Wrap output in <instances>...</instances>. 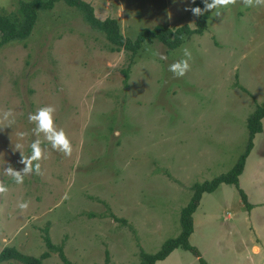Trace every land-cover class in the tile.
Instances as JSON below:
<instances>
[{
	"label": "rangeland",
	"instance_id": "374dc122",
	"mask_svg": "<svg viewBox=\"0 0 264 264\" xmlns=\"http://www.w3.org/2000/svg\"><path fill=\"white\" fill-rule=\"evenodd\" d=\"M21 1L29 0H0V12H16ZM84 1L100 19H118L131 39L158 25L195 28L185 11L191 0ZM113 47L58 2L39 13L27 40L0 48V113L14 114L10 126L0 124V180L9 188L0 198V254L48 252L44 264H64L47 248L49 235L74 264H104L107 253L110 264H140L141 252L155 254L181 233L192 187L229 172L246 151L248 119L264 105V7L237 0L220 16L213 10L207 31L175 50L158 41L136 56ZM184 48L190 70L177 78L168 68ZM44 106L55 107L73 152L53 150L41 134L42 175L18 185L3 169L24 167L20 152L30 155L37 138L28 115ZM262 123L239 180L251 210L236 186L222 184L193 216L190 243L208 264H264ZM20 201L30 202L26 211ZM157 264L201 263L179 248Z\"/></svg>",
	"mask_w": 264,
	"mask_h": 264
},
{
	"label": "trees",
	"instance_id": "16d2710c",
	"mask_svg": "<svg viewBox=\"0 0 264 264\" xmlns=\"http://www.w3.org/2000/svg\"><path fill=\"white\" fill-rule=\"evenodd\" d=\"M58 2H64L66 5L77 9L92 29L105 35L108 42L114 46L113 51L125 50L130 52L132 56H136L145 44L154 41H158L165 47L175 50L193 35H203L208 29V20L210 18V12H205L200 17L194 16L195 28L184 25L174 29L164 25H158L153 29L146 28L141 30L135 39H131L123 35L118 19L111 17L100 19L96 15L95 8L84 0L21 1L16 12L9 14L0 12V48L12 42L27 40L38 22L39 13L54 9ZM192 7H200L203 9L204 4L202 0H195ZM180 37H183V39ZM126 76H128L127 73ZM126 80H128V77H126ZM263 120L264 105H260L248 119V146L246 151L239 157L235 166L229 172L214 178L212 181L195 184L192 187L193 196L188 205L181 210L180 214L181 233L177 237L167 240L155 254L141 252L140 264H157L160 261L166 260L179 248L191 252L199 259L201 264H208L202 257L200 251L190 243V237L194 233L193 216L200 206L202 196L205 193L215 192L222 184L236 186L239 189L244 204L251 210L252 205L248 202L246 194L240 188L239 180L244 172L246 161L254 148V140L263 131ZM46 234H48L47 230ZM45 243L50 251L59 253L64 264H74L66 258L63 247H57L52 243L49 235L45 236ZM49 256L48 252L43 253L40 257L24 255L16 248L8 247L1 252L0 262L15 260L20 264H44V261ZM104 264H110L108 253Z\"/></svg>",
	"mask_w": 264,
	"mask_h": 264
},
{
	"label": "clouds",
	"instance_id": "9594fccd",
	"mask_svg": "<svg viewBox=\"0 0 264 264\" xmlns=\"http://www.w3.org/2000/svg\"><path fill=\"white\" fill-rule=\"evenodd\" d=\"M204 8L200 7H189L185 11H191V13L200 17L205 14V12H213L215 10V16L221 15V9H226L231 5H235L237 0H202ZM194 4L195 0H191ZM242 3L247 8L264 7V0H242ZM183 39V37H180ZM184 58L180 59L169 65L168 71L173 73L174 77H183L190 70L189 61L192 59V53L188 48L183 49ZM161 59H166L165 56L161 55ZM56 112L53 106H44L38 108L33 114L28 115V120L30 123L34 124L35 127L32 129V133L37 138L31 143V154L25 156L21 153L20 164L24 165L21 170H16L11 165L3 169V174L10 177L16 184L21 185L24 182L25 176H29L33 173L36 175H42L41 171V161L46 159V149L42 148V141L39 138L43 134L45 140L51 145V148L55 151L62 153L66 157H70L73 152L71 141L69 140L66 132L60 128L57 129L54 120V114ZM14 116L11 109L3 111L0 113V124L7 123L8 126L14 122L10 119ZM21 137L24 134H20ZM17 149L21 148V145H16ZM9 192V188L5 183L0 180V198L6 197ZM28 201H20L17 203V207L23 212L29 208Z\"/></svg>",
	"mask_w": 264,
	"mask_h": 264
},
{
	"label": "crops",
	"instance_id": "0c3cea01",
	"mask_svg": "<svg viewBox=\"0 0 264 264\" xmlns=\"http://www.w3.org/2000/svg\"><path fill=\"white\" fill-rule=\"evenodd\" d=\"M194 232H195V231H194ZM193 234H194V233H193ZM193 234H192V235H193ZM190 238H191V237H190ZM190 240H191V239H190Z\"/></svg>",
	"mask_w": 264,
	"mask_h": 264
}]
</instances>
